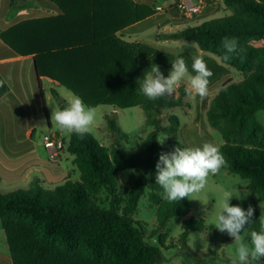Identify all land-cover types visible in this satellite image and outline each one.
I'll use <instances>...</instances> for the list:
<instances>
[{
	"label": "trees",
	"instance_id": "16d2710c",
	"mask_svg": "<svg viewBox=\"0 0 264 264\" xmlns=\"http://www.w3.org/2000/svg\"><path fill=\"white\" fill-rule=\"evenodd\" d=\"M48 1L57 8L58 15L24 16L0 34L18 55L33 56L45 112L41 77L56 81L88 106H140L147 125L154 131L139 154L125 152L117 143L109 154L91 133L83 139L70 134L67 142L63 140L74 156L79 181L68 176L53 190H45L39 180H34L28 190L9 194L0 190V221L12 264H162V250L146 240L133 214L146 192V177L156 173V163L165 152L159 143L160 131L169 135L174 148L178 144L179 119L171 116L173 124L162 128V111L185 106L186 93L180 88L171 96L149 100L141 94L140 82L153 65L168 76L172 61L179 57L184 58L191 72L194 56L162 52L125 39L124 31L154 14L151 5L155 0ZM223 2L234 10V15L212 19L202 26H187L165 37L193 42L201 51L217 55L224 64L246 74L243 80L221 87L211 101L207 119L223 137L220 151L229 171L248 179L251 194L264 201V126L257 119V112L264 110V47L252 43L264 39V0ZM28 6L27 0L16 10ZM224 37L238 39L242 49L239 55L224 59ZM204 60L213 73L209 85L227 75V68L213 58ZM0 81H4L1 76ZM8 92L4 81L0 98ZM65 106L64 101L60 103V109ZM107 127L113 135L127 137L111 116H107ZM126 169H137L140 174L126 205L119 211L114 198L120 175ZM101 189L113 197L109 208L100 207L93 198ZM152 189L163 191L156 182ZM157 192L151 198L157 206L160 229L170 220L190 214L188 198L169 202ZM204 222L183 220L182 239L186 241L190 232L203 229ZM246 229L259 231L260 219L252 216ZM160 243L163 245V240Z\"/></svg>",
	"mask_w": 264,
	"mask_h": 264
},
{
	"label": "rangeland",
	"instance_id": "374dc122",
	"mask_svg": "<svg viewBox=\"0 0 264 264\" xmlns=\"http://www.w3.org/2000/svg\"><path fill=\"white\" fill-rule=\"evenodd\" d=\"M24 2H27V0H24ZM174 2L175 0H156L151 5L154 10L152 20L155 25L157 23H161V25L159 27H152L149 31L141 34V37L147 42L146 45L158 51L176 55L187 53L194 57L202 56L203 59L208 57L213 58L225 66L228 73L220 80L208 86L209 95L203 101L198 96L193 99L186 94L184 97L186 102L185 106L164 109L161 115V126L162 128L169 127L173 124L171 116H176L179 119V126L176 133L178 144H175L177 147L202 146L205 142H212L220 149L224 144L223 137L218 130L210 126L207 119V111L212 99L223 85L229 82H239L246 77V74L224 64L217 55L201 51L193 42L167 40L165 35L173 32L176 25H183L181 26L182 29L188 25L202 26L205 22L212 19L232 16L235 13L233 9L228 7H225L224 10V2L222 0H205L206 6L203 8V12L195 15L194 18H187L179 15L177 10L171 7ZM19 3H21V0H19ZM156 6H162L164 11L157 12L155 10ZM125 39L130 42L133 41L128 38ZM252 43L256 47H264V39L256 40ZM10 66L21 78L17 86L23 90L25 103L22 106H12L10 108L2 105L0 108L1 119L9 122L4 128L10 132L16 124V127L11 131L14 136L16 135V138L9 140V144L16 145L17 147H15L17 149L25 148L27 150H33L43 160L51 162L49 164L56 166L66 174L70 173L74 181H79L80 172L73 163L74 156L67 152V148L62 152V159L56 161L49 157L43 144V136L45 134L50 131H58L51 124L52 111L54 109H60V103L63 101L67 105L73 93L65 87H61L63 93L59 98L55 96L54 90L51 88L48 80L44 79L42 93L47 110L46 113L41 98L39 82L36 73L34 75L32 66L29 65L26 67L23 62ZM185 87L186 84H181L176 91H179L180 88H184L185 90ZM95 108L97 110L96 122L89 133L104 146L109 154L112 153L115 143L118 144L119 149L128 153L139 154L143 152L144 141L154 131V127L147 125L146 114L140 106L118 109L112 105L100 104ZM107 116H111L116 120L117 125L127 137L119 138L116 134L113 135L109 131L107 127ZM257 119L264 126V110L257 112ZM57 133L66 142V139L70 137V134L59 131ZM3 142L0 141V144ZM159 143L165 148L164 153L174 150V146L169 140V135L163 131L159 133ZM139 172L137 169H126L121 173L117 196L114 198L119 211H122L126 205L127 197L135 187L140 174ZM155 182L156 173L148 174L145 179L146 192L141 197L138 208L133 214V218L141 225L146 240L150 244L160 247L162 250V264H231V260L235 256L236 248L234 238L230 237L226 232H220L213 226L215 213L219 210L220 198L224 190H231L233 193L234 197L230 200L231 206H240L245 211L251 206L254 209L253 216H257L258 218L261 215L264 216V201H260L257 196L251 194L249 190L250 181L231 173L226 163L217 175L209 177L208 183L203 191L188 199V205L191 210L190 214L185 217L174 218L169 221L165 228L160 229L156 215L157 206L151 198L152 193L157 192L152 189V185ZM25 188L23 187L22 189ZM157 193L164 198L163 191H158ZM93 198L103 208H109L113 200V197L106 189H101L93 195ZM188 218H192L194 221L203 219L205 222L203 229L190 232L188 239L184 241L182 239V233L184 231L182 221ZM249 234L250 232L245 228L242 235L246 240L250 241ZM160 240H163V245L160 243ZM261 259L264 262V258ZM0 264H12L1 221Z\"/></svg>",
	"mask_w": 264,
	"mask_h": 264
},
{
	"label": "clouds",
	"instance_id": "9594fccd",
	"mask_svg": "<svg viewBox=\"0 0 264 264\" xmlns=\"http://www.w3.org/2000/svg\"><path fill=\"white\" fill-rule=\"evenodd\" d=\"M221 46L225 60L242 51L235 37H224ZM212 75L202 56L193 57L191 72L184 58L179 57L172 61L167 77L158 65H153L140 82V92L149 100H156L173 95L181 84H186L185 93L193 99L198 96L203 101L209 95ZM3 84L4 81H0V87ZM96 117V108L86 105L81 97L73 94L64 108L52 111L51 124L59 132L75 133L83 139L91 131ZM225 165L223 154L212 142H205L202 146L175 147L171 152L160 154L155 166L156 184L163 189L165 200L178 203L203 191L209 177L217 175ZM233 197L231 190L223 191L213 226L234 238L236 248L231 264H264L261 259L264 258V216L259 218L260 230L251 231L250 241L246 240L242 233L251 222L254 209L249 206L245 211L240 206H231Z\"/></svg>",
	"mask_w": 264,
	"mask_h": 264
},
{
	"label": "crops",
	"instance_id": "0c3cea01",
	"mask_svg": "<svg viewBox=\"0 0 264 264\" xmlns=\"http://www.w3.org/2000/svg\"><path fill=\"white\" fill-rule=\"evenodd\" d=\"M133 1L138 3L145 2V0ZM22 3H24V0H21V3H13L12 0H0V34L11 27L13 24L17 23L19 20L23 19L24 16L26 18H34L37 17L40 13L46 14L48 16L59 14L57 8L54 7L53 4H51L48 0H28L29 6L25 9L17 11L16 8ZM225 7L226 6L224 5V10ZM160 25L161 23H157L155 25L151 16L147 20L134 25L132 28L124 31L123 33L125 35V38H128L129 40L146 44L147 42L143 37H141V34L149 31L152 27H159ZM181 26L183 25H176V28L174 29L176 31L182 30ZM175 30H173V32H175ZM137 36L139 37L135 38ZM19 62H23L26 67L31 65L35 75L33 56L23 57L18 55L0 37V76L9 87V92L0 98V108L2 105H4L6 108H10L12 106H22L25 103L23 90L17 86L18 81L21 78L17 74V72L15 73L13 69L10 68V65H14ZM44 79L48 80L51 88L54 90V93H56V96L60 98L63 93L61 90L62 86H60L56 81H53L46 77H41L42 88ZM8 123L9 122H7L5 119L2 120L0 117V141H4L2 144H0L1 192L3 194H9L17 190H28L31 188L32 182L34 180H39L40 185L45 190H53L56 186L65 183L68 176H71L70 173L66 174L62 170H59V168H57L56 166L49 164L51 162H46L39 156V154H37L33 150H27L25 148L17 149L16 145L9 144V140H14L16 138V135L14 136V134L11 132L16 127V124L9 132L8 129L4 128V126H6ZM11 125H13V123H11ZM68 139L69 138H67L66 140L68 141ZM65 148H67V146ZM62 157L63 155L60 156V158L56 161H60ZM23 187L26 188L22 189Z\"/></svg>",
	"mask_w": 264,
	"mask_h": 264
},
{
	"label": "built area",
	"instance_id": "2783aa9c",
	"mask_svg": "<svg viewBox=\"0 0 264 264\" xmlns=\"http://www.w3.org/2000/svg\"><path fill=\"white\" fill-rule=\"evenodd\" d=\"M179 15L194 18L203 12L206 6L205 0H175L173 4ZM157 12H163L162 6H156ZM43 144L52 160H58L66 147L63 138L57 132H49L43 136Z\"/></svg>",
	"mask_w": 264,
	"mask_h": 264
},
{
	"label": "water",
	"instance_id": "95a60500",
	"mask_svg": "<svg viewBox=\"0 0 264 264\" xmlns=\"http://www.w3.org/2000/svg\"><path fill=\"white\" fill-rule=\"evenodd\" d=\"M34 67H35V73H36V76H37V78H38L37 67H36V63H35V61H34Z\"/></svg>",
	"mask_w": 264,
	"mask_h": 264
}]
</instances>
